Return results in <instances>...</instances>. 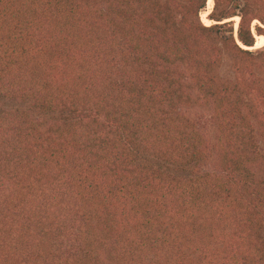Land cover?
<instances>
[{"label":"trees","instance_id":"16d2710c","mask_svg":"<svg viewBox=\"0 0 264 264\" xmlns=\"http://www.w3.org/2000/svg\"><path fill=\"white\" fill-rule=\"evenodd\" d=\"M259 36L264 0H0V264H264Z\"/></svg>","mask_w":264,"mask_h":264},{"label":"rangeland","instance_id":"374dc122","mask_svg":"<svg viewBox=\"0 0 264 264\" xmlns=\"http://www.w3.org/2000/svg\"><path fill=\"white\" fill-rule=\"evenodd\" d=\"M209 11L210 10L208 8V11L202 14V17H203V19L205 20L206 23H208L206 18H207V14H208ZM238 19H240V18L237 17L236 19L235 18L233 19L236 24L239 22ZM257 39H258V42H257V47L256 48L264 47V36H259ZM196 115L201 117V119L203 121H205V122H208V120H209V117H208L209 112L207 110L203 109V108H200V109L198 108V111H197Z\"/></svg>","mask_w":264,"mask_h":264},{"label":"water","instance_id":"95a60500","mask_svg":"<svg viewBox=\"0 0 264 264\" xmlns=\"http://www.w3.org/2000/svg\"><path fill=\"white\" fill-rule=\"evenodd\" d=\"M237 28H238V23H237V25H236V30H237ZM256 48V47H255Z\"/></svg>","mask_w":264,"mask_h":264}]
</instances>
